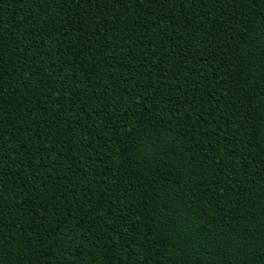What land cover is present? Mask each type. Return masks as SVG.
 Instances as JSON below:
<instances>
[{
  "label": "trees",
  "instance_id": "trees-1",
  "mask_svg": "<svg viewBox=\"0 0 264 264\" xmlns=\"http://www.w3.org/2000/svg\"><path fill=\"white\" fill-rule=\"evenodd\" d=\"M0 264H264V0H0Z\"/></svg>",
  "mask_w": 264,
  "mask_h": 264
}]
</instances>
